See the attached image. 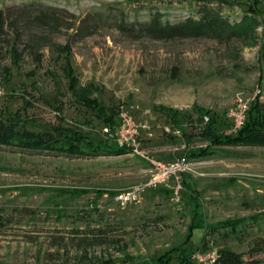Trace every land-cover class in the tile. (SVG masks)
<instances>
[{"label": "rangeland", "instance_id": "obj_1", "mask_svg": "<svg viewBox=\"0 0 264 264\" xmlns=\"http://www.w3.org/2000/svg\"><path fill=\"white\" fill-rule=\"evenodd\" d=\"M260 1L253 32L223 41L141 31L155 15L168 23L198 17L196 0H0V10L15 20L0 40V119L56 138L78 130L98 144L83 155L0 144V264H139L174 247L183 254L227 249L243 264H264V145L207 146L199 134L210 114L224 127L237 96L257 95L264 121ZM249 2L207 0V6L236 22ZM14 30L18 47L8 52L5 40ZM78 96L114 106L115 132ZM162 107L188 115L181 128ZM120 114L144 126L139 148L155 160L210 150L187 157L182 176L197 207L182 190L175 199L172 181L147 188L136 204L119 208L112 201L113 192L149 178L139 155L107 151L117 145ZM238 219L233 230L209 232ZM195 222L204 228H192L184 242Z\"/></svg>", "mask_w": 264, "mask_h": 264}, {"label": "trees", "instance_id": "obj_2", "mask_svg": "<svg viewBox=\"0 0 264 264\" xmlns=\"http://www.w3.org/2000/svg\"><path fill=\"white\" fill-rule=\"evenodd\" d=\"M196 1L200 2L197 9V12L199 13L198 17L194 18L192 16H187L176 23H168L161 22L158 15H155L150 18L148 22L143 24L141 31L155 38L210 37L226 41L232 37L252 33L258 25L256 15L259 13L257 5L261 3L260 0H250L247 9L236 22H228V20L225 17H222L217 10L207 6V0ZM44 18H46L45 15L43 17L39 16L40 21H44ZM14 22L15 20L11 19L7 16V14H5V12L0 10V40L4 39L3 36L6 33V28H10L12 30L14 29ZM18 36L17 31L14 30L13 36H11L10 39L5 40L8 43L6 51L9 52L16 50L18 47L16 41L18 40ZM26 46L29 47L28 52L34 53L35 59L37 60L39 58L38 53L31 46H28V44ZM18 54H20V51H18ZM72 76L73 75L68 73L70 81L73 79ZM69 87L72 88L71 84H69ZM256 96L257 95L254 96L248 106L242 126L235 133L224 132L229 126V121L225 122L224 127L219 128L218 126H215L217 121L216 116L213 114L207 116V121L199 132V134L207 141V146L264 145V121L263 116L259 112V104ZM79 99H81L84 103L89 102V98L85 96L82 98L80 97ZM90 106L95 109L96 115L101 118L104 125L115 132L117 123L114 119V115L117 112L114 110V106L106 109L102 104L97 103L96 100L92 99L89 102V107ZM161 110L168 114L170 122L176 128H181L182 119L188 116L176 109L162 107ZM11 143H16L21 147L31 149L55 150L67 155H83L84 151L94 154L98 151V144H93L90 138H85V136L79 133L78 130L65 131L61 137L56 138L53 137L51 133H37L29 131L25 128H19L13 119H0V144ZM107 151L121 153L129 151V148L116 145L108 148ZM208 153H210V150H208L207 147H199L186 150L184 155L186 157L194 158ZM183 175L184 174L180 175L179 191L182 190L180 194L186 195L187 199L192 201L193 207H197V198H195L197 195L189 185V182H185V180L182 179ZM165 191L169 192L170 190ZM191 195H193V197H191ZM239 223V219L225 220L224 222H219L216 225L209 226V232H213L219 227H229L233 230ZM192 228H204V226H202L200 222L191 224L189 226L188 233L185 236L184 242L188 240ZM93 240L100 241L101 238H94ZM173 251H179L175 258V264H198L193 258V254H183L179 247L170 248L164 253L159 254L157 257L149 260H143L139 264H172L170 260L172 258L171 253ZM218 254L219 255L215 264H243L239 255L230 250L222 249L218 251ZM90 264H111V260L95 261Z\"/></svg>", "mask_w": 264, "mask_h": 264}, {"label": "built area", "instance_id": "obj_3", "mask_svg": "<svg viewBox=\"0 0 264 264\" xmlns=\"http://www.w3.org/2000/svg\"><path fill=\"white\" fill-rule=\"evenodd\" d=\"M255 96V95H254ZM237 96L234 100L233 106L226 111V116L229 121L227 133H235L243 124L246 111L252 99ZM120 122L117 129V145L129 148V152L139 155L149 165V178L143 184L134 185L125 189L117 190L112 193V201L119 207L138 203L144 191L147 188H154L157 185H166L169 181L173 182V195L178 199V190L180 188V175L187 173L189 170V161L187 157L182 154L175 157L173 160L162 162L155 160L148 156L145 151L139 148L137 139L138 133L143 129V125L135 123L129 116L120 114ZM202 121H207V116L202 117ZM218 252L204 251L195 252L193 258L198 264H215L218 257Z\"/></svg>", "mask_w": 264, "mask_h": 264}]
</instances>
